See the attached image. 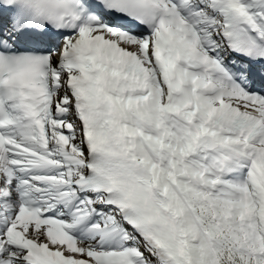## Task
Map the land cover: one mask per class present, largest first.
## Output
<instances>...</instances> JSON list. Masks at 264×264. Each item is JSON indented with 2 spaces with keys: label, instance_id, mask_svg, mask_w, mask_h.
<instances>
[{
  "label": "snow or ice",
  "instance_id": "6c2138e0",
  "mask_svg": "<svg viewBox=\"0 0 264 264\" xmlns=\"http://www.w3.org/2000/svg\"><path fill=\"white\" fill-rule=\"evenodd\" d=\"M0 264H264V0H0Z\"/></svg>",
  "mask_w": 264,
  "mask_h": 264
}]
</instances>
